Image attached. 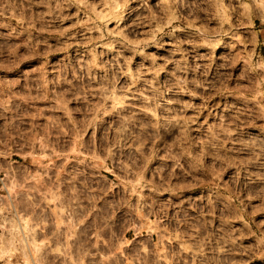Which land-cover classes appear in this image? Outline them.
I'll list each match as a JSON object with an SVG mask.
<instances>
[{
	"label": "rangeland",
	"instance_id": "rangeland-1",
	"mask_svg": "<svg viewBox=\"0 0 264 264\" xmlns=\"http://www.w3.org/2000/svg\"><path fill=\"white\" fill-rule=\"evenodd\" d=\"M179 2L0 0V264H264V3Z\"/></svg>",
	"mask_w": 264,
	"mask_h": 264
},
{
	"label": "bare ground",
	"instance_id": "bare-ground-1",
	"mask_svg": "<svg viewBox=\"0 0 264 264\" xmlns=\"http://www.w3.org/2000/svg\"><path fill=\"white\" fill-rule=\"evenodd\" d=\"M173 4L176 5L175 12H183V9L181 8L179 0H172ZM259 3H264L263 0H257ZM14 181L5 183L6 187L9 189H12L14 186ZM3 218V217H2ZM8 223H11L14 225V228L10 231V237H7L8 245H4V247H1L0 245V257H3L7 254V252L10 250V247L12 244H14V241L17 239H21L25 246H28L30 243L34 245V247H37V243L35 242V237L32 235V230L29 226L28 220H26L25 217L19 215L17 220H8L7 218H3L2 222L0 223L2 228L5 229V226H8ZM2 244V243H1ZM4 244V243H3Z\"/></svg>",
	"mask_w": 264,
	"mask_h": 264
}]
</instances>
